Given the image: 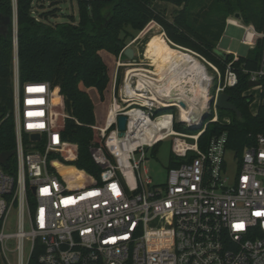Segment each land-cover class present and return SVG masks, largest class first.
<instances>
[{
    "label": "built area",
    "instance_id": "1",
    "mask_svg": "<svg viewBox=\"0 0 264 264\" xmlns=\"http://www.w3.org/2000/svg\"><path fill=\"white\" fill-rule=\"evenodd\" d=\"M229 24L244 30L241 42L250 50L260 47L258 67L242 71L249 82H259L253 88L262 94L264 26L258 29L237 14L226 18ZM13 26L17 46L16 16ZM187 49L202 63L208 82V112L200 131L176 129V123L191 129V122L154 66L129 68L144 71L128 74V69L119 86L114 78L105 124L93 126L102 142L89 146L99 181L82 189H70L50 168L51 156L63 148L58 119L66 115L54 108L50 82L21 81L16 53V161L14 172L0 163V264H13L7 255L10 238L17 239L16 264H29L38 242L36 264H264V133L241 156L233 151L232 176L227 174V133L212 137L205 148L199 143L207 125L220 120L218 96L239 81L234 62L240 55L228 51L233 59L222 73ZM211 94L213 105L208 104ZM120 115L127 117L124 131ZM34 134L39 138L32 139ZM168 138L175 165H168L164 184L152 186L142 164ZM13 209L17 231L9 233L5 228Z\"/></svg>",
    "mask_w": 264,
    "mask_h": 264
},
{
    "label": "trees",
    "instance_id": "2",
    "mask_svg": "<svg viewBox=\"0 0 264 264\" xmlns=\"http://www.w3.org/2000/svg\"><path fill=\"white\" fill-rule=\"evenodd\" d=\"M162 1L182 6L172 20L165 11L154 7V0H77L78 17L69 14L67 21L52 23L48 18L54 12L41 13L39 18L35 15V0H0V12L16 16L18 28L17 46L13 22L7 32L0 29V153H15L13 63L16 53L21 81L50 82L54 108L66 115L58 119L63 148L59 155L51 156L50 168L70 189H82L99 181L100 169L90 155L89 146L94 140L102 142L93 127L95 103L86 89L94 88L104 97L110 77L101 51L118 56L125 47L121 33L126 26L142 30L154 21L171 42L198 52L216 64L222 73L233 59L232 54L227 59L220 56L215 48L224 34L226 18L239 14L258 29L264 26V0ZM194 7L199 11L207 10L209 16L200 20L193 12ZM260 55V47H257L234 62L239 81L226 92L241 116L232 110L219 109L220 120L210 122L200 136L202 148L212 137L226 132L227 148L241 156L244 148L255 144L257 135L264 133V103L256 113L251 112L254 98L244 94L250 87L248 74L242 71V67L256 69ZM261 95L264 98V90ZM225 117H230L231 121L224 122ZM175 127L193 133L200 131L181 123H176ZM155 151L156 147L153 153ZM15 161L13 154L5 169L14 172ZM173 165L175 162L170 156L169 166ZM40 249L38 242L29 264H36Z\"/></svg>",
    "mask_w": 264,
    "mask_h": 264
},
{
    "label": "rangeland",
    "instance_id": "3",
    "mask_svg": "<svg viewBox=\"0 0 264 264\" xmlns=\"http://www.w3.org/2000/svg\"><path fill=\"white\" fill-rule=\"evenodd\" d=\"M167 3L169 4V2L166 1L154 0V7L156 9L160 8L158 10L165 11L167 17L172 20L182 6H170L168 9L163 8V4ZM44 12H54L51 13L52 16L48 18V22L57 23L67 21V16L69 14H75V16L78 17L77 0H35V15L39 18L40 14ZM193 12L194 14L197 13L199 15L200 20L209 16V12L207 10L199 11L198 7H194ZM243 32L244 30L237 26L231 24L227 25L221 40L217 43L215 48L222 51L234 52L241 56H246L250 52V47L241 42ZM121 37L124 40L125 47L118 56H115L107 51H103L101 53L108 65L110 77V84L105 91L104 97H102L94 88H85L94 100L96 124L100 126L105 124L106 115L112 101V86L114 78L117 77V86H119L123 82L129 68H151V66L148 65V62L156 68V72H166V68H160L159 65L167 61L172 56L174 47L178 46L176 44H172L167 35L164 33L163 28L154 21L147 24L142 30L134 29L130 25L126 26L125 31L121 33ZM128 47H132L135 50L136 63L139 65H129L130 62H133V60L129 59L125 55V49ZM244 94L254 98V101H252V104L250 105V110L252 113H256L259 105L264 103L261 90L258 87H252ZM171 146L172 138L162 141L159 145H157L155 153H153V150L148 152L147 158L142 164V173L145 178L148 177L152 180V186L162 185L167 181ZM54 155H59V152L54 153L52 156ZM226 160L227 174L232 176L236 169L233 150L229 149L227 151ZM29 228V224L27 223L26 229L28 230ZM5 231L9 233L17 231V214L15 209L12 210V214ZM16 245V238H10L7 241V255L13 264H16ZM25 247L28 255L31 250V244L29 241H26Z\"/></svg>",
    "mask_w": 264,
    "mask_h": 264
},
{
    "label": "bare ground",
    "instance_id": "4",
    "mask_svg": "<svg viewBox=\"0 0 264 264\" xmlns=\"http://www.w3.org/2000/svg\"><path fill=\"white\" fill-rule=\"evenodd\" d=\"M202 66L194 54L178 45L174 47L172 56L159 65L160 68H166V72H157L166 80V88L171 97L186 104L182 109L183 118L188 117L186 119L194 122L200 119L208 101V82ZM140 70L144 71L134 68L129 70L128 74Z\"/></svg>",
    "mask_w": 264,
    "mask_h": 264
},
{
    "label": "water",
    "instance_id": "5",
    "mask_svg": "<svg viewBox=\"0 0 264 264\" xmlns=\"http://www.w3.org/2000/svg\"><path fill=\"white\" fill-rule=\"evenodd\" d=\"M237 16L239 17L240 15L237 14ZM14 17H12L11 15L8 14H3L2 12H0V29L2 32H7V27L13 22ZM216 52L224 57V58H228L230 53L227 51H222L219 49H216ZM125 55L129 58L132 59L133 61L136 60L135 58V50L132 47H128L125 49ZM259 82H249V87H253L258 85ZM215 101V96L213 94L210 95L209 97V105H213ZM181 105L186 107V104L184 102H181ZM217 107L220 110H232L234 111L238 116H241V112L238 109V107L236 105H234L231 101H230V95L227 92H223L221 93L218 98H217V102H216ZM172 105L168 104L166 106V108H171ZM208 112L207 107L204 109L200 119L198 121H190V128L191 129H201L203 126V121H204V116L205 114ZM126 122H127V117L125 115H120L118 117V124H119V129L121 131H124L126 129ZM181 122V121H180ZM39 138L38 135L34 134L32 135V139H37ZM14 151L12 152H2L0 153V163L4 166H7L8 160L13 156Z\"/></svg>",
    "mask_w": 264,
    "mask_h": 264
},
{
    "label": "crops",
    "instance_id": "6",
    "mask_svg": "<svg viewBox=\"0 0 264 264\" xmlns=\"http://www.w3.org/2000/svg\"><path fill=\"white\" fill-rule=\"evenodd\" d=\"M166 2H167V1H166ZM163 6H164L163 8L168 9L170 6H177V5L172 4V3L169 2V4H168V3H167V4H163ZM158 9H160V8H158ZM103 51H105V50H102L101 53H102ZM227 52H228V51H227Z\"/></svg>",
    "mask_w": 264,
    "mask_h": 264
}]
</instances>
